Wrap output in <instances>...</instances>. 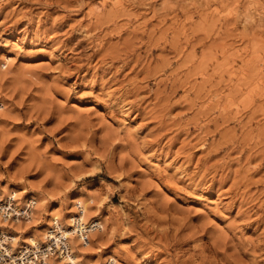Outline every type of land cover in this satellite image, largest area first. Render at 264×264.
I'll list each match as a JSON object with an SVG mask.
<instances>
[{"label":"rangeland","instance_id":"obj_1","mask_svg":"<svg viewBox=\"0 0 264 264\" xmlns=\"http://www.w3.org/2000/svg\"><path fill=\"white\" fill-rule=\"evenodd\" d=\"M4 186L81 264H264V0H0Z\"/></svg>","mask_w":264,"mask_h":264},{"label":"bare ground","instance_id":"obj_2","mask_svg":"<svg viewBox=\"0 0 264 264\" xmlns=\"http://www.w3.org/2000/svg\"><path fill=\"white\" fill-rule=\"evenodd\" d=\"M8 186H4L3 190L1 189V192H6L4 189H6ZM6 193H9L7 198H13L15 201H17L18 194L14 192L12 189H8ZM27 195V191L22 192V195ZM25 200L22 202V204L25 203L24 207H19L17 205V209L19 210H27L26 215L28 216V220H33L34 217H37L39 214V211L36 210V203H35V198L32 197L31 195L25 196ZM35 209V212H34ZM48 218L50 222H52L51 226L47 225L46 228L41 230V239L43 243H40L38 239L36 240L34 236H29L24 238L23 241H21L22 237L19 236L20 233H23L20 231V226L23 220L16 219L14 221H6V222H1L0 221V230L2 231V234L5 235L6 237L9 236V240L11 241L10 245V256L11 258H14L13 255L16 254V251L21 249V248H27L28 246H38L40 244H46L49 245L50 241L54 239H58L59 234H61L63 237L69 239L70 241L76 240V245H73L72 253L71 255H68L66 257H60V258H53L50 259L48 264L52 263V260H55L57 264H81L80 263V258L77 252V248L81 247L84 243L82 242V239H79L78 237V232L76 228L79 225H84L85 228H87L88 225H92L91 227H98L99 231H104V227L100 221L97 219L92 222L93 220H88L87 215H86V207L81 206L79 208L78 212H74L72 214H69L67 218L62 217V216H57V215H48ZM64 219H67L64 221ZM95 219V218H94ZM61 221V222H60ZM54 225L56 226L57 230H53ZM90 227V228H91ZM14 230V231H13ZM40 231V230H39ZM40 236V235H39ZM24 245V246H21ZM85 245H89V242H87ZM71 246V245H70ZM17 248V250L15 249ZM95 263V262H94ZM116 260L112 257L108 260L107 264H115Z\"/></svg>","mask_w":264,"mask_h":264},{"label":"built area","instance_id":"obj_3","mask_svg":"<svg viewBox=\"0 0 264 264\" xmlns=\"http://www.w3.org/2000/svg\"><path fill=\"white\" fill-rule=\"evenodd\" d=\"M27 210L17 209V202L13 198H0V221H14L16 219L27 220ZM88 225L85 228L84 225H79L76 230L78 232V238L82 239V242L86 244L90 241L91 235L98 231V227ZM91 227V228H90ZM53 230H57L54 225ZM11 241L9 236L2 234L0 230V264H48L50 259L66 257L71 255L72 249L69 239L59 234L58 239L50 241L49 245L40 244L38 246H28L27 248H21L14 258L10 256Z\"/></svg>","mask_w":264,"mask_h":264}]
</instances>
